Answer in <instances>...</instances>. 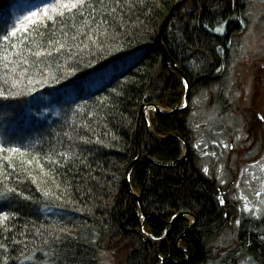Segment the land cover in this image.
Segmentation results:
<instances>
[{"label":"trees","instance_id":"trees-1","mask_svg":"<svg viewBox=\"0 0 264 264\" xmlns=\"http://www.w3.org/2000/svg\"><path fill=\"white\" fill-rule=\"evenodd\" d=\"M176 1L88 0L58 16L50 7L57 0H0V264H96L102 247H128L125 264L211 262L230 206L218 205L213 180L195 166L187 111L150 113L148 122L143 114L182 102L183 77L156 40ZM243 10V0L175 8L162 43L191 95L229 64ZM126 62L128 69H115ZM107 73L111 81L75 97L84 77ZM67 91L75 98L57 105ZM39 95L58 117L26 119L25 106ZM182 141L190 147L180 161ZM135 160L129 183L146 215L142 230L125 186ZM249 228L238 234L244 254L264 264V241L245 234Z\"/></svg>","mask_w":264,"mask_h":264},{"label":"rangeland","instance_id":"rangeland-1","mask_svg":"<svg viewBox=\"0 0 264 264\" xmlns=\"http://www.w3.org/2000/svg\"><path fill=\"white\" fill-rule=\"evenodd\" d=\"M243 1L244 10L237 20L240 32L228 44L229 64L216 70L210 77L214 81L205 88H195L186 107H182L183 101L176 107L177 112L187 111L196 168L214 180V186L221 191L228 187L223 199L230 206V217L211 242L209 264H255L241 246L238 234L242 225L250 226L245 234L253 233L258 243L264 241V0ZM221 29L223 32L218 33L223 34L225 27ZM130 66L131 62L117 63L115 69L126 70ZM111 80L109 73L95 76L75 90V97L76 92L84 95ZM75 97L64 92L56 104L61 106L64 99ZM157 108L161 114L168 111ZM150 113H156L153 107H143L147 122ZM23 114L28 121L36 116L51 120L58 117L59 110L50 98L39 95L25 106ZM149 131L152 132L151 125ZM186 217L192 225L193 218ZM249 241L250 238L242 240L245 245ZM97 251L96 264H125L129 248L117 253L106 247Z\"/></svg>","mask_w":264,"mask_h":264},{"label":"water","instance_id":"water-1","mask_svg":"<svg viewBox=\"0 0 264 264\" xmlns=\"http://www.w3.org/2000/svg\"><path fill=\"white\" fill-rule=\"evenodd\" d=\"M186 1H188V0H178V1L175 2V4L172 6L170 12L168 13V15L166 16V18L164 19V21L162 22L161 26L158 28L157 33H156V40H157L158 45L160 46V49L162 51L163 58H164L165 62L168 65H170L171 67H173L174 69H176L181 74V76L183 77V81H184V84H185V93H184V98H183L184 106H182V107H186L188 105L189 97H190V83L188 82V80L186 79L184 74L181 72V70L176 66L175 62L171 59L169 54L167 53V51H166V49H165V47H164V45L162 43V34H163V31H164L166 25L168 24L169 20L171 19L175 8L178 5H180L181 3H184ZM150 107H153L155 112H158V108H157L156 105H151ZM178 110H179V108H176L175 110H173V111H171L169 113H164V114H173V113H176ZM183 144H184V147H185V154H184L183 158H181V161L183 159H185V157L187 155V151H188L187 143L183 142ZM140 158H142V156H139L137 159H140ZM135 162H136V160L131 162L128 165L127 169H126V172H125V186H126L127 190L131 193V195L134 196L135 200L138 203V206H139V209H140V213H141V222H140V224H141V230H142L143 221L145 220L146 215H145L143 206L141 204V200H140L139 195L135 194L132 191L130 183H129V174H130L132 166H133V164ZM182 215L183 214H180L179 216H182ZM194 221H195V219L193 218V222ZM188 231H189V229L187 230V232ZM164 262H165V260L162 261V263H164Z\"/></svg>","mask_w":264,"mask_h":264},{"label":"snow or ice","instance_id":"snow-or-ice-1","mask_svg":"<svg viewBox=\"0 0 264 264\" xmlns=\"http://www.w3.org/2000/svg\"><path fill=\"white\" fill-rule=\"evenodd\" d=\"M88 5V0H57L56 5H51L50 7L57 13L58 16H63L65 12L74 14V11H79L81 8ZM48 19H52L51 16ZM207 27V25H205ZM215 31H222L221 28H216ZM15 35V33H13ZM7 39V37H5ZM50 54V53H49ZM40 55V53H37ZM223 203V201H221ZM5 220L8 218L6 215L3 217ZM239 223V221H237Z\"/></svg>","mask_w":264,"mask_h":264},{"label":"flooded vegetation","instance_id":"flooded-vegetation-1","mask_svg":"<svg viewBox=\"0 0 264 264\" xmlns=\"http://www.w3.org/2000/svg\"><path fill=\"white\" fill-rule=\"evenodd\" d=\"M224 66H225V64L221 65L220 69L224 68ZM219 98H221V94L219 95ZM192 144H193V142H191V145H190L191 147H192ZM190 146H189V143H187V147L189 148ZM213 183L216 185V182L214 180H213ZM216 190H217L216 198L218 199V202L221 203V201H223V203H221V204H223V206H226L227 202L223 198H224L225 193H227V191H228V187H227V190L225 192L221 191V189H219V187H217V186H216Z\"/></svg>","mask_w":264,"mask_h":264},{"label":"bare ground","instance_id":"bare-ground-1","mask_svg":"<svg viewBox=\"0 0 264 264\" xmlns=\"http://www.w3.org/2000/svg\"><path fill=\"white\" fill-rule=\"evenodd\" d=\"M218 28H222V27H218ZM222 32H223V29H222ZM222 32H221V33H222ZM215 33L221 35V33H218V32H216V31H215ZM93 77H94L93 75H90L89 77H84V79H83L84 81H83V82L86 83V82H88L89 80H91ZM94 90H96V88L90 89L89 91H94ZM169 112H171V110H168L166 113H169ZM147 113H148V112L145 113L146 116H147Z\"/></svg>","mask_w":264,"mask_h":264}]
</instances>
